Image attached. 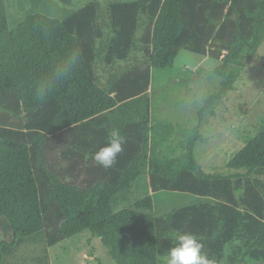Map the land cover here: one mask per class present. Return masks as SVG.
<instances>
[{
	"label": "trees",
	"instance_id": "trees-1",
	"mask_svg": "<svg viewBox=\"0 0 264 264\" xmlns=\"http://www.w3.org/2000/svg\"><path fill=\"white\" fill-rule=\"evenodd\" d=\"M263 42L264 0H90L65 19L31 12L9 29L0 38V264L18 238L43 232L51 247L85 230L116 264H162L159 243L174 247L178 233L195 234L216 264H264V119L226 164L235 171L208 172L195 156L202 127ZM183 49L219 62L220 86L193 126L152 115V69L173 68ZM113 131L125 142L105 169L93 154ZM162 190L195 199L158 218Z\"/></svg>",
	"mask_w": 264,
	"mask_h": 264
},
{
	"label": "rangeland",
	"instance_id": "rangeland-1",
	"mask_svg": "<svg viewBox=\"0 0 264 264\" xmlns=\"http://www.w3.org/2000/svg\"><path fill=\"white\" fill-rule=\"evenodd\" d=\"M90 0H0V38L17 26L27 14L40 12L65 19ZM112 1L101 0L104 7ZM132 1V0H123ZM218 61L187 49L180 51L173 68H153L151 83L152 115L156 119L182 122L193 126L203 97L220 86L214 72ZM235 89L217 105L202 132L207 138L195 148V156L208 172H233L228 161L254 135L264 119V42L243 71ZM240 171H244L243 169ZM154 214L158 218L191 202L195 195L180 191H158L153 194ZM12 240L10 235L7 239ZM5 264H116L101 238L85 230L49 247L40 232L18 238L6 246ZM168 248L159 243L160 258L165 264Z\"/></svg>",
	"mask_w": 264,
	"mask_h": 264
},
{
	"label": "clouds",
	"instance_id": "clouds-1",
	"mask_svg": "<svg viewBox=\"0 0 264 264\" xmlns=\"http://www.w3.org/2000/svg\"><path fill=\"white\" fill-rule=\"evenodd\" d=\"M50 93L51 88L41 87L36 92V98L43 101ZM124 142V137L119 131H113L106 145L93 154L94 161L105 169L111 168L116 163L118 154L123 151ZM202 249L203 244L195 234L178 233L175 237V246L167 252L165 264H216Z\"/></svg>",
	"mask_w": 264,
	"mask_h": 264
}]
</instances>
